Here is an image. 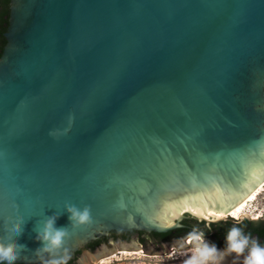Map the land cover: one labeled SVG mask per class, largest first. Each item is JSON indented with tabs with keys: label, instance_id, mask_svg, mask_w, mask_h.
Returning <instances> with one entry per match:
<instances>
[{
	"label": "water",
	"instance_id": "obj_1",
	"mask_svg": "<svg viewBox=\"0 0 264 264\" xmlns=\"http://www.w3.org/2000/svg\"><path fill=\"white\" fill-rule=\"evenodd\" d=\"M4 35L0 236L25 218L16 264H43L46 217L68 228V264L112 232L232 221L213 217L264 181V0H11ZM66 204L91 222L70 226Z\"/></svg>",
	"mask_w": 264,
	"mask_h": 264
},
{
	"label": "clouds",
	"instance_id": "obj_2",
	"mask_svg": "<svg viewBox=\"0 0 264 264\" xmlns=\"http://www.w3.org/2000/svg\"><path fill=\"white\" fill-rule=\"evenodd\" d=\"M65 210L69 214L70 226L78 228L91 222V210L89 207L83 209L75 205L66 204ZM58 215L46 217L39 221L34 229L37 233L36 240L42 244L34 255L41 257L43 264H67L69 259L66 240L69 238L68 228L56 227ZM238 222V221H237ZM25 224L24 217L13 220L11 217L5 222L4 231L6 235L0 236V264H16L26 250V246L18 242L17 237L23 234ZM188 242L193 245L191 256L184 264H223L227 256H243V264H264V246L259 241L237 226L231 227L225 236V247L223 250L217 248L214 243L208 242L203 233L193 232ZM64 255L61 256V251ZM247 254L245 255V252ZM47 259H43L44 256ZM235 264V261L233 262Z\"/></svg>",
	"mask_w": 264,
	"mask_h": 264
},
{
	"label": "rangeland",
	"instance_id": "obj_3",
	"mask_svg": "<svg viewBox=\"0 0 264 264\" xmlns=\"http://www.w3.org/2000/svg\"><path fill=\"white\" fill-rule=\"evenodd\" d=\"M246 217L255 221L264 220V190L254 202L249 203L244 213L234 220L240 221ZM205 239L213 243L210 238L205 237ZM188 240H173L160 245L147 243L144 246H141L135 238H131L129 241L119 240L114 241L113 246L106 243L101 244L93 251L84 248L77 261L83 260L84 264H184L191 253L181 254L180 252L192 250L193 247L192 244L188 243ZM120 242L129 245L136 243L139 247L121 249L118 247ZM186 245H190L191 248L187 249L189 247H185ZM218 249L221 250V248ZM122 252H137V254H123ZM233 257L236 259L235 264H243V258Z\"/></svg>",
	"mask_w": 264,
	"mask_h": 264
},
{
	"label": "trees",
	"instance_id": "obj_4",
	"mask_svg": "<svg viewBox=\"0 0 264 264\" xmlns=\"http://www.w3.org/2000/svg\"><path fill=\"white\" fill-rule=\"evenodd\" d=\"M10 1L11 0H0V57L3 53L4 46L6 45L5 32L8 27V18L10 14ZM238 221V222H237ZM183 228L170 231L168 233H145L139 232L138 234L145 235V237H140V244L144 246L145 242L148 239L157 241V242H171L173 240H187L190 237V234L195 232L203 233L204 237H208L211 241L218 247H225V236L228 230L234 225L240 227L245 234H251V236L257 239L261 246H264V220H250L243 219L241 221L234 220L232 221H222L218 223H213L207 225L205 222H198L196 220H185L182 223ZM125 238H129V234L125 233ZM102 240H96L90 243L91 250H94L101 244ZM80 252L76 253V257H79ZM247 251L245 252V255ZM72 262V261H70ZM69 262V263H70Z\"/></svg>",
	"mask_w": 264,
	"mask_h": 264
},
{
	"label": "bare ground",
	"instance_id": "obj_5",
	"mask_svg": "<svg viewBox=\"0 0 264 264\" xmlns=\"http://www.w3.org/2000/svg\"><path fill=\"white\" fill-rule=\"evenodd\" d=\"M263 190H264V181H262L254 191H252L242 202H240L228 214H224V215L213 217V218L228 217V218L237 219L239 216H241L244 213V211L248 207L249 203L254 202ZM122 253L123 254H137V252H133V253L122 252ZM180 253L181 254H188V253H191V250H184V251H181ZM233 261H236V259H234ZM101 262H104V261H101ZM223 264H231L230 261L228 260V257H226V259L223 261Z\"/></svg>",
	"mask_w": 264,
	"mask_h": 264
},
{
	"label": "flooded vegetation",
	"instance_id": "obj_6",
	"mask_svg": "<svg viewBox=\"0 0 264 264\" xmlns=\"http://www.w3.org/2000/svg\"><path fill=\"white\" fill-rule=\"evenodd\" d=\"M125 233H115V232H112L108 237H105V238H102L101 240H102V242H101V244H104V243H106V244H108L109 246H113L114 244H112L111 242L113 241H119V240H122V241H129L131 238H133V235H130L129 234V238L127 239V238H125ZM140 237H145V235H140V234H137V235H135V239L140 243ZM112 240V241H111ZM147 243H152V244H157V245H160V244H164V243H168V242H157V241H154V240H151V239H148L147 238V241L145 242V244L144 245H146ZM100 244V245H101ZM90 244H88L85 248L87 249V250H91V248H90V246H89ZM99 245V246H100ZM96 249V248H95ZM94 249V250H95ZM91 251H93V250H91ZM81 255V254H80ZM79 255V256H80ZM77 260H78V257H76V259H74V260H72V262H68V264H76L77 263Z\"/></svg>",
	"mask_w": 264,
	"mask_h": 264
}]
</instances>
